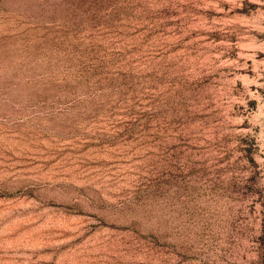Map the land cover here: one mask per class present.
<instances>
[{
	"label": "rangeland",
	"instance_id": "rangeland-1",
	"mask_svg": "<svg viewBox=\"0 0 264 264\" xmlns=\"http://www.w3.org/2000/svg\"><path fill=\"white\" fill-rule=\"evenodd\" d=\"M0 264H264V0H0Z\"/></svg>",
	"mask_w": 264,
	"mask_h": 264
}]
</instances>
